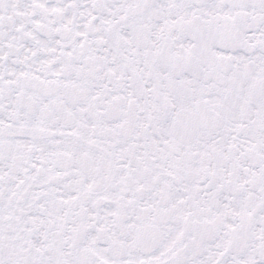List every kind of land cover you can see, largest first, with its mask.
<instances>
[{"label":"snow or ice","instance_id":"snow-or-ice-1","mask_svg":"<svg viewBox=\"0 0 264 264\" xmlns=\"http://www.w3.org/2000/svg\"><path fill=\"white\" fill-rule=\"evenodd\" d=\"M0 264H264V0H0Z\"/></svg>","mask_w":264,"mask_h":264}]
</instances>
